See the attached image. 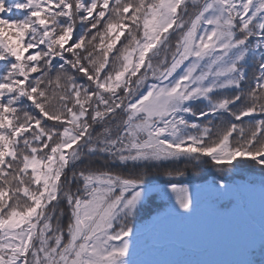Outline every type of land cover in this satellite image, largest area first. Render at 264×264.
Wrapping results in <instances>:
<instances>
[{
  "label": "snow or ice",
  "instance_id": "snow-or-ice-1",
  "mask_svg": "<svg viewBox=\"0 0 264 264\" xmlns=\"http://www.w3.org/2000/svg\"><path fill=\"white\" fill-rule=\"evenodd\" d=\"M242 165L264 190V0H0V264H132Z\"/></svg>",
  "mask_w": 264,
  "mask_h": 264
},
{
  "label": "rangeland",
  "instance_id": "rangeland-1",
  "mask_svg": "<svg viewBox=\"0 0 264 264\" xmlns=\"http://www.w3.org/2000/svg\"><path fill=\"white\" fill-rule=\"evenodd\" d=\"M239 173L236 171L234 174ZM241 175L244 176L243 184L255 182L257 185L253 190L239 189L249 208L255 210L252 201L255 196H261L260 203L264 207V190L258 185L261 175ZM206 199L209 200V197ZM241 223L242 217L232 216L228 210L212 209L205 213L193 212L191 216L177 217L170 214V209H166L152 223L151 228L157 232L139 238L134 243L135 246L141 243L147 248L144 247L146 250L141 256L131 260L132 264H234L241 257L240 251H247V239L239 231L244 230ZM231 245L235 250L231 249Z\"/></svg>",
  "mask_w": 264,
  "mask_h": 264
},
{
  "label": "trees",
  "instance_id": "trees-1",
  "mask_svg": "<svg viewBox=\"0 0 264 264\" xmlns=\"http://www.w3.org/2000/svg\"><path fill=\"white\" fill-rule=\"evenodd\" d=\"M237 171L240 173L232 174L231 176L230 182L233 184L242 185L244 182V176L241 174L244 173H255L256 175H261L258 167H253L252 165H242L238 167ZM210 174V170H207V166H203L198 176H188L183 180V182L188 184L189 187L197 186L199 188V192L194 194L193 212H198L200 214L212 209H215V211L220 210L218 206L212 202L211 197L209 196L206 188L203 185L206 180L210 178ZM146 179L150 180L156 185H160L166 180V178L156 170H150ZM207 197H209V200L206 199ZM233 199L235 200V204L227 210L229 211V213H233L231 214L232 216H235L237 218L242 217L241 224H243L244 230L239 231L243 233L247 239V251H240L241 257H239L237 261L234 262V264H246L248 260H253L255 264H264V253H262L260 250V240L261 237L264 236V207L260 203L261 196H255L252 198L255 210L249 208L246 198L244 199L239 190L236 192ZM161 203V198L157 197L154 202L149 205V208L155 209ZM245 206L247 207V209L245 208ZM198 209H200V211ZM164 212L165 209L160 208V213ZM151 227L152 224H149L144 229L142 235L140 236V239L147 236L148 234H155L157 232H155ZM144 247L146 246L142 245L141 243L138 246L133 245L129 259L135 260L139 257V255L141 256L142 253L146 250ZM219 247L225 248L223 245H219ZM230 247L232 250H235L232 245Z\"/></svg>",
  "mask_w": 264,
  "mask_h": 264
}]
</instances>
